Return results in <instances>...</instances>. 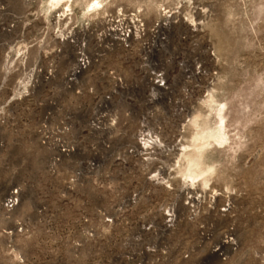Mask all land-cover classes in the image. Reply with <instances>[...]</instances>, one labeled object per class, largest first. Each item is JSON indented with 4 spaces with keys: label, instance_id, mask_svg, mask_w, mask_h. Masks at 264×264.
<instances>
[{
    "label": "rangeland",
    "instance_id": "obj_1",
    "mask_svg": "<svg viewBox=\"0 0 264 264\" xmlns=\"http://www.w3.org/2000/svg\"><path fill=\"white\" fill-rule=\"evenodd\" d=\"M120 10L148 45L69 83L74 41L97 57ZM144 47L187 104L161 128L99 100L104 72L136 80ZM0 264H264V0H0Z\"/></svg>",
    "mask_w": 264,
    "mask_h": 264
},
{
    "label": "built area",
    "instance_id": "obj_2",
    "mask_svg": "<svg viewBox=\"0 0 264 264\" xmlns=\"http://www.w3.org/2000/svg\"><path fill=\"white\" fill-rule=\"evenodd\" d=\"M159 26V27H158ZM154 27V35L162 44L168 42L169 34L165 33L162 25ZM96 46L99 47V54L97 57L92 56L88 51L89 43L87 40H77L76 59L71 71L69 72L67 81L69 83L79 84L84 72L91 68L94 61L102 60L107 53L118 49L129 50L137 43L145 45L149 29L145 24L142 16L137 12H128L120 10L118 12H111L105 15L104 19L98 28L95 30ZM148 45V43H147ZM145 48V47H144ZM140 73L134 82H129L123 75L118 72L109 71L104 72L108 76L109 87L100 95V101L111 104L108 111L117 112L122 105L128 116L134 112H140V120H138L139 128H161L166 125L167 117L160 116V110L176 112L183 111L187 108V104L183 101L179 102L178 98H173L174 92L170 88L168 77L163 68L150 56V50L146 48L140 56ZM201 65V64H199ZM200 69V68H199ZM200 71V70H199ZM140 85L147 88V98L145 106L138 108V100L129 96L130 91ZM80 89V88H79ZM93 91H98L93 88ZM101 102V103H102ZM112 123L117 122V116H112ZM170 119V117H168ZM2 122L6 120L2 118ZM147 139L142 138V143H146ZM63 154L69 151L66 147L60 148ZM18 204V191H11L9 196L5 199L4 205L7 209H13Z\"/></svg>",
    "mask_w": 264,
    "mask_h": 264
},
{
    "label": "bare ground",
    "instance_id": "obj_3",
    "mask_svg": "<svg viewBox=\"0 0 264 264\" xmlns=\"http://www.w3.org/2000/svg\"><path fill=\"white\" fill-rule=\"evenodd\" d=\"M97 5L98 6H100V3L98 2V1H96V3H94L93 4V7H97ZM224 133H220L218 136H217V138L220 140V141H224ZM210 137H212V136H210ZM210 139V138H209ZM208 143V137H206L204 134H201L199 137H197L196 138V141H195V146H197V147H201V148H203L204 146H206V144ZM194 166V164H193V161H191V168ZM191 177H192V175H190Z\"/></svg>",
    "mask_w": 264,
    "mask_h": 264
}]
</instances>
